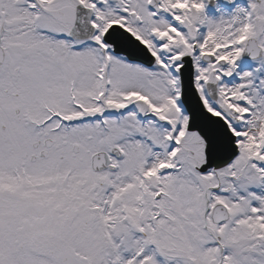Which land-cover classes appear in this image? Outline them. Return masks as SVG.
Instances as JSON below:
<instances>
[{"label":"snow or ice","instance_id":"1","mask_svg":"<svg viewBox=\"0 0 264 264\" xmlns=\"http://www.w3.org/2000/svg\"><path fill=\"white\" fill-rule=\"evenodd\" d=\"M0 264H264V0H0Z\"/></svg>","mask_w":264,"mask_h":264}]
</instances>
